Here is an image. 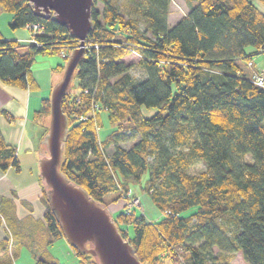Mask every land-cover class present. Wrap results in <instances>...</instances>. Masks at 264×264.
I'll use <instances>...</instances> for the list:
<instances>
[{"label":"trees","instance_id":"obj_1","mask_svg":"<svg viewBox=\"0 0 264 264\" xmlns=\"http://www.w3.org/2000/svg\"><path fill=\"white\" fill-rule=\"evenodd\" d=\"M186 1L188 11L171 26L170 0L121 3L144 19L147 34L138 28L140 17H123L117 0H93V26L84 40L92 46L83 47L73 71L76 83H70L61 103L68 130L58 169L104 205L119 200L121 191L129 193L130 183H140L146 174L140 188L159 216L147 220L138 208L112 214L142 262L228 264L239 250L246 264H264V85L250 80L247 65L255 53L264 54V0ZM0 9L11 13L10 28L32 20L44 25L41 48L25 43L22 49L16 39L0 34V79L34 90V53L63 50L66 60L79 41L56 21L35 15L26 0H0ZM247 45L255 50L246 52ZM131 52L139 54L142 79H133L122 60ZM253 68L264 75L263 67ZM83 87L91 88L99 108L78 121L90 109ZM48 104V96L41 98L32 115L41 151ZM143 106L154 113L146 116ZM0 114L9 116L5 109ZM102 114L110 129L99 136ZM15 150L0 130V169L18 168ZM199 162L204 168L189 172ZM107 193L111 197L104 200ZM42 199L49 244L64 234L45 192ZM71 247L79 264H96L91 254ZM43 263L62 264L36 259Z\"/></svg>","mask_w":264,"mask_h":264},{"label":"water","instance_id":"obj_2","mask_svg":"<svg viewBox=\"0 0 264 264\" xmlns=\"http://www.w3.org/2000/svg\"><path fill=\"white\" fill-rule=\"evenodd\" d=\"M26 1L35 15L56 21L79 41L69 51L62 75L48 94L47 131L41 137L45 151L39 150L37 161L49 208L68 244L91 254L96 264H149L142 262L131 243L123 239L107 206L91 198L84 187L58 169L68 130L61 103L71 89L73 71L84 54V39L93 26L90 19L93 0Z\"/></svg>","mask_w":264,"mask_h":264},{"label":"crops","instance_id":"obj_3","mask_svg":"<svg viewBox=\"0 0 264 264\" xmlns=\"http://www.w3.org/2000/svg\"><path fill=\"white\" fill-rule=\"evenodd\" d=\"M167 16L170 26L182 17L171 13L170 7ZM171 16L173 20L170 23ZM0 34L8 39H16L22 44V49L27 46L24 39L28 33L24 28ZM241 66L243 72L247 73L246 65L243 63ZM33 78L39 88V83ZM58 78L57 74L52 75L51 83ZM41 98L43 96L39 91L12 86L0 79V109H5L11 116L0 114V130L5 140L16 145V158L19 161L18 168L9 166L6 170L0 169V264H4L5 259L8 260L7 264H36L38 257L62 264H79L80 261L64 235L45 244L50 235L44 221L43 184L38 171L40 149L36 138L39 128L32 117ZM110 205L111 211L120 210L122 202L116 200ZM2 242H5L4 248Z\"/></svg>","mask_w":264,"mask_h":264},{"label":"rangeland","instance_id":"obj_4","mask_svg":"<svg viewBox=\"0 0 264 264\" xmlns=\"http://www.w3.org/2000/svg\"><path fill=\"white\" fill-rule=\"evenodd\" d=\"M192 0L191 2H193ZM125 0H117L118 6L120 7L123 17L128 18V16H137L138 12L136 10H132L131 8H127L125 5H121V3H124ZM169 7L171 8V13H176L178 15H183L188 11L189 4L186 0H170ZM101 4L98 3L97 7L100 8ZM11 16L10 12L4 11L0 9V32L5 33L6 31H11L13 28H10L8 25V20ZM173 20V17L169 19V22L171 23ZM145 21L142 17H140L138 28L140 27L141 31H145ZM26 29L28 33V29L25 26L17 27L15 29ZM147 34L148 32L145 31ZM29 36V33L28 35ZM255 50V47L252 45H247L245 47L246 52H250ZM67 54V53H66ZM66 54L63 50L55 51V52H35L34 58L30 63V71L31 74L36 78L37 82L39 83V88L36 87L34 89L35 91H39L41 93V96L46 97L49 94L50 88L52 84V75H58L60 77L62 74V70L59 69L57 66L59 64L64 65L65 64V57ZM252 63L253 65L264 68V54L262 52L255 53L253 56ZM139 58V54L137 52H131L130 54H127L122 57V60H124L125 63L128 64V73L130 76H132L133 79H142V77L145 76V70L138 66L137 61ZM240 64H243L242 61L239 62ZM248 69V68H247ZM54 78V77H53ZM72 84L76 83V79L74 78L72 81ZM142 113H144L146 116L151 115L154 113V108H141ZM47 116V120H48ZM110 129V125H108L106 115L102 114L101 118V125H99L97 129V133L99 136H102L104 133H106ZM38 135V134H37ZM130 141H125L124 145H129ZM111 148H107L106 153H109ZM204 168V164L201 162L196 163L195 165L191 166L189 168V172L196 173L199 172L201 169ZM146 179V174L142 175V180L140 183H130V194L134 195V197H139L140 200V209H143L142 213L144 214L146 219H155L159 216L160 210L157 209L154 204L151 201V198H149L148 193L140 188V184H143V182ZM111 197L110 193H107L104 195V200H107ZM121 201V200H120ZM122 202V201H121ZM113 202H109L106 204L109 211H111L110 204ZM139 210V209H138ZM118 209L111 211V214L115 215ZM141 212V211H140ZM126 231H128V234L132 236L134 234L133 226L131 223H127ZM216 247H213V250L215 251ZM228 264H246L243 259L241 258L239 250H236L232 256L230 257V261Z\"/></svg>","mask_w":264,"mask_h":264},{"label":"built area","instance_id":"obj_5","mask_svg":"<svg viewBox=\"0 0 264 264\" xmlns=\"http://www.w3.org/2000/svg\"><path fill=\"white\" fill-rule=\"evenodd\" d=\"M24 26L28 29V33H29V36H27L24 39V42L27 43L28 45H35L36 48H41L43 45L40 42L39 37L41 34H43V28H44V25L41 23V21L32 20V22H28ZM85 46H92V43L88 41L87 42L84 41V47ZM247 65L251 67V71L249 75L250 80L256 85L259 86L264 85L263 71L262 70L257 71L256 69H254L251 60H248ZM90 89H91L90 87H83L80 90V92H82V94H85L87 99L89 100L90 109L89 112H86V114L80 113L77 117L78 121L84 120L90 117V115H94L95 110L99 108V104L93 100L94 94H92V91H90ZM93 91H95V87L93 88ZM76 99L79 100V96ZM119 200L122 201V210H124V213L126 215L130 213L132 208H137V207L140 208L141 199L138 196L134 197L129 195L127 191L126 192L121 191ZM8 238L10 239L11 237L8 236Z\"/></svg>","mask_w":264,"mask_h":264}]
</instances>
